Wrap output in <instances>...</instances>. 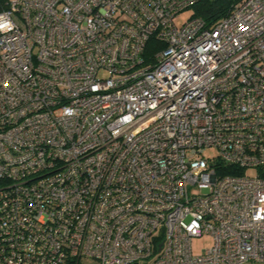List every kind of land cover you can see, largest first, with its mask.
Returning a JSON list of instances; mask_svg holds the SVG:
<instances>
[{"label":"built area","instance_id":"obj_1","mask_svg":"<svg viewBox=\"0 0 264 264\" xmlns=\"http://www.w3.org/2000/svg\"><path fill=\"white\" fill-rule=\"evenodd\" d=\"M198 1L0 10V264L264 262V0Z\"/></svg>","mask_w":264,"mask_h":264},{"label":"trees","instance_id":"obj_2","mask_svg":"<svg viewBox=\"0 0 264 264\" xmlns=\"http://www.w3.org/2000/svg\"><path fill=\"white\" fill-rule=\"evenodd\" d=\"M238 1L239 0H199L192 7L193 15L201 17L207 26H211L221 17L225 16L233 4ZM7 2L8 0H0V10L5 8ZM73 264H77V262L74 261Z\"/></svg>","mask_w":264,"mask_h":264},{"label":"rangeland","instance_id":"obj_3","mask_svg":"<svg viewBox=\"0 0 264 264\" xmlns=\"http://www.w3.org/2000/svg\"><path fill=\"white\" fill-rule=\"evenodd\" d=\"M192 13H193V8H188L186 10H183L178 15V18L176 20L177 24L180 25L183 22H185ZM208 243H210V240L208 238H202L200 240H197L195 249L200 248L201 245H205ZM79 264H100V263L96 259L84 256L81 258ZM243 264H264V262H247Z\"/></svg>","mask_w":264,"mask_h":264}]
</instances>
